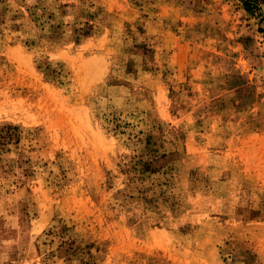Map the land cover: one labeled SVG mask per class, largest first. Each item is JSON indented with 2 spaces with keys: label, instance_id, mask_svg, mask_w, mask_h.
I'll return each mask as SVG.
<instances>
[{
  "label": "rangeland",
  "instance_id": "1",
  "mask_svg": "<svg viewBox=\"0 0 264 264\" xmlns=\"http://www.w3.org/2000/svg\"><path fill=\"white\" fill-rule=\"evenodd\" d=\"M0 0V264H264V1Z\"/></svg>",
  "mask_w": 264,
  "mask_h": 264
},
{
  "label": "trees",
  "instance_id": "2",
  "mask_svg": "<svg viewBox=\"0 0 264 264\" xmlns=\"http://www.w3.org/2000/svg\"><path fill=\"white\" fill-rule=\"evenodd\" d=\"M264 1V0H263ZM255 2L253 0H244L243 4H244V8L248 13H252L254 12V9H256L257 7L254 4Z\"/></svg>",
  "mask_w": 264,
  "mask_h": 264
}]
</instances>
